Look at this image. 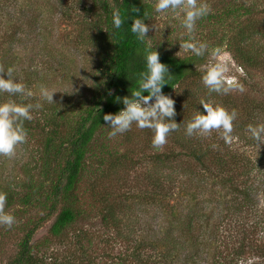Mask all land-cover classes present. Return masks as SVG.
<instances>
[{
	"label": "rangeland",
	"instance_id": "rangeland-1",
	"mask_svg": "<svg viewBox=\"0 0 264 264\" xmlns=\"http://www.w3.org/2000/svg\"><path fill=\"white\" fill-rule=\"evenodd\" d=\"M147 1L154 8L156 0ZM205 2L211 12L197 21L195 37L208 44L209 52L218 49L219 56L206 53L195 66L196 75L170 94L183 117L179 131L170 133L167 144L157 150L149 129L133 124L130 131L110 139L111 129L103 125L90 145L77 187L81 214L61 235L49 232L52 218L41 225L32 241L38 264H264V144L258 147L247 131L250 124H264V110L257 108L255 119L248 115L253 97L264 104V70L239 64L228 45L240 26L249 32L252 22L264 29V0ZM94 5V0H0V56L13 62L21 82L36 94L30 102L43 104L34 118L54 106L80 109L101 80L100 53L87 37L92 30L88 23L97 17ZM182 19L183 13L176 17L154 8L147 24L156 30L150 28L148 42L178 56L193 55L180 50V42L188 39ZM253 41L264 47L260 35ZM217 59L230 62L229 75L245 89L230 92L227 101L221 95L211 97L202 83L204 69ZM41 85L57 90L56 104L39 100ZM201 100L238 112L230 146L215 132L187 141L186 124L202 112ZM186 143L209 151L206 160L187 156ZM43 151L38 127L28 133L15 158L0 157V188L24 193L27 182L40 179ZM170 152L182 153L165 162L155 158ZM222 157L236 175L235 185L254 188L249 197L216 173H221L217 161ZM107 197L121 218L116 228L103 219ZM23 208L15 203L5 210L17 222L12 228L0 226V264L14 259L19 250L25 234L19 225L32 215ZM46 212L33 210V218Z\"/></svg>",
	"mask_w": 264,
	"mask_h": 264
},
{
	"label": "trees",
	"instance_id": "trees-1",
	"mask_svg": "<svg viewBox=\"0 0 264 264\" xmlns=\"http://www.w3.org/2000/svg\"><path fill=\"white\" fill-rule=\"evenodd\" d=\"M94 3V7L96 6L98 9V12L95 9L97 17L88 23L89 29L92 30L87 37L89 43L96 47L100 53L102 78L95 87L92 96L83 101L85 104L80 109H74V105L73 109L72 106L66 109L62 106H54L51 110L43 109L41 115L32 121H25L24 126L28 133H35L39 127L43 135V163L40 179L37 181L31 179L27 182L25 184L27 189L24 193L10 188H0V192L7 194L6 208L17 203L24 206L22 209L24 213L31 210L28 215L32 214L25 222L20 223L19 228L25 230V234L20 241L16 256L6 264H38V258L33 254L32 241L41 225L52 218L49 232L57 236L64 233L78 219L81 210L77 207V202L80 200L77 187L81 181L90 145L99 129L106 124L103 119L104 115L115 114L123 109L125 105L122 103V98L130 96L131 92L137 89L140 74L146 70V51L156 50L159 53L160 61L168 67L170 74L167 79L168 83L162 88V92L168 96L178 86L196 75L195 66L202 61L201 57L194 54L178 56L153 45L148 48L147 37L143 43L137 40L131 32L133 18H144V13H147L148 19L144 21L147 24L154 14L153 5L147 0H94ZM116 8L120 10L124 20V24L119 29L113 25V11ZM134 8L139 11H133ZM96 12L94 11V13ZM249 25V32L244 26L238 27L228 45L239 64L264 70L263 44L253 41L256 35L264 38V29L255 28L256 23L250 22ZM0 63L5 68L14 67L13 62L6 59L5 55L0 56ZM5 78H7L6 73ZM147 94V92L144 93V95ZM191 94L194 97L195 93L191 92ZM209 95L211 97L218 96L216 93ZM221 97L225 101L230 98L228 94L221 95ZM8 99L21 102L19 96L0 93V102ZM251 101L252 105L249 106L251 111L248 112V115L251 119H255L256 116H259L256 109L264 110V104L262 100H257L254 97ZM176 109L173 119L179 123L183 117H180L179 109ZM200 110L204 112L203 106L200 107ZM188 139L187 141H191ZM183 146L188 147L187 156L193 157L201 163L206 160L209 151L201 152L203 150L194 147L191 143L183 144ZM181 153L156 154L155 158L157 161L165 162L178 158ZM231 159L234 161V155L231 156ZM228 161L224 157L220 158L217 161V166L222 174L216 173L224 179L223 181L233 185L245 197H249L254 188L250 184L243 188L240 185H235L236 175H233V170L227 166ZM252 168L253 166L251 170ZM155 186L159 188L160 183L156 182ZM103 202L105 207L103 219L108 226L116 228L121 222V218L117 214V206L108 197ZM39 208L45 209L47 212L33 218L35 215L32 213L33 210L36 211ZM173 240L179 242L176 238Z\"/></svg>",
	"mask_w": 264,
	"mask_h": 264
},
{
	"label": "clouds",
	"instance_id": "clouds-1",
	"mask_svg": "<svg viewBox=\"0 0 264 264\" xmlns=\"http://www.w3.org/2000/svg\"><path fill=\"white\" fill-rule=\"evenodd\" d=\"M154 8L157 13L171 11L176 17L183 13L181 24L188 39L180 42V50L190 51L197 57H203L206 53L213 57L219 56L218 49L209 52L208 44L198 41L195 37L197 21L211 12V6L205 0H156ZM133 11L138 12L139 9L134 8ZM145 19H148L147 13H144V18H133L131 25V32L142 43L148 37L150 28L155 29L154 25L146 24ZM123 24L124 20L120 10L114 9V27L119 29ZM148 48H151L150 42ZM145 61L146 70L140 74L137 89L132 91L130 96L122 98L125 107L115 114H105L103 119L111 129L108 133L110 139L130 131L135 124L139 129L151 130L154 133L152 146L161 150L167 144L170 133L179 131L180 124L173 119L176 115L175 101L162 92L170 75L167 65L160 61L156 50L146 51ZM230 71L231 66L227 59H217L204 69L202 83L209 94L227 95L232 91L243 92L245 90L244 85L238 79L229 75ZM5 73L7 78H5ZM241 75L246 74L241 70ZM55 92L57 90L41 85L39 100L48 104H56L53 99ZM145 92L148 94L144 95ZM0 93L19 96L21 100L19 103L12 99L0 102V157L13 159L19 147L28 141L25 121H32L33 112L42 109L43 104L39 101L30 102L36 94L21 82L14 67L5 68L2 63H0ZM200 104L204 112L195 114L187 122L186 136L208 138L215 132L219 139L230 146L234 140V122L238 117V112L235 109L229 110L220 104L204 100H201ZM247 131L258 147L264 144V124L256 126L250 124ZM211 147L216 150L219 145L212 144ZM6 204L7 194L0 192V226L11 228L17 221L14 215L5 211Z\"/></svg>",
	"mask_w": 264,
	"mask_h": 264
},
{
	"label": "built area",
	"instance_id": "built-area-1",
	"mask_svg": "<svg viewBox=\"0 0 264 264\" xmlns=\"http://www.w3.org/2000/svg\"><path fill=\"white\" fill-rule=\"evenodd\" d=\"M154 102V101H153Z\"/></svg>",
	"mask_w": 264,
	"mask_h": 264
}]
</instances>
